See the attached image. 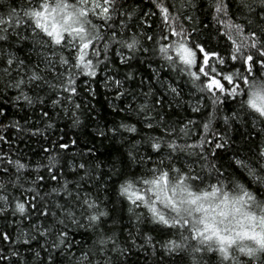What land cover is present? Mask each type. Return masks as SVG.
I'll use <instances>...</instances> for the list:
<instances>
[{
  "label": "snow or ice",
  "instance_id": "snow-or-ice-1",
  "mask_svg": "<svg viewBox=\"0 0 264 264\" xmlns=\"http://www.w3.org/2000/svg\"><path fill=\"white\" fill-rule=\"evenodd\" d=\"M151 2L158 11L144 12L128 0H0V46H7L0 47V84L16 90L11 99L17 104L23 101L29 108L39 105L43 109L50 103L53 110L60 107L65 114L71 108L73 125L79 126L76 112L81 106L74 100L77 80L86 77L90 81L102 64L107 69L109 51L130 69L133 61L139 62L138 54L146 55L150 69L147 81L141 77L137 82L135 70L124 73L122 80L108 75L104 81L106 87L115 90L116 100L129 101L119 110L135 120L109 130L135 134L121 142L128 148L113 162L103 181L107 184L113 176L118 178L117 201L112 208L116 214L102 207L108 197L100 199L97 185L101 181L94 176L98 163L94 167L75 165L73 175L78 170L84 175L76 181L61 182L57 177L58 157L49 156L44 167L57 187L41 196L37 188L45 177L37 175L30 181L36 187L24 189L30 164L3 153L0 174L7 179H0V214L10 210L13 216L30 217L38 211V220L51 218L52 222L32 225L35 234L20 230L14 239L0 232V241L30 245L39 236L45 240L41 250L48 249L47 264H55L53 252H67L72 247L69 229L88 228L97 234L99 251L109 244L113 251H121L116 233L107 235L101 225L110 218L113 227L117 226L119 212L126 211L138 226L153 225L151 231L163 237L160 249L183 264H264V127L256 129L257 124L264 125V0H207L216 36L224 42L217 45L220 51L200 42L197 29L190 24L195 17L177 10L168 0ZM180 7L193 8L195 4L180 0ZM154 16L157 19L149 23ZM21 50H26L23 58L17 55ZM177 79L191 85L190 95ZM88 91L95 94L90 84ZM205 100L210 101L214 112L226 101H233L239 107L223 117L225 124L239 121L251 126L245 141L247 153L241 158V149L235 150V165L242 170L239 177L221 172L205 154L214 159L215 151L205 145L224 149L226 136L212 140L201 137L188 143L190 126L196 122L189 119L177 127L165 111L188 104L198 113ZM0 117L7 118L3 104ZM41 117L51 119L48 111H41ZM214 118L213 113L202 124L205 133ZM26 125L27 121L21 124L12 120L0 124V133L11 128L18 133L40 134V129L32 131ZM252 131L258 139L251 138ZM98 134L106 135L102 130ZM0 142L8 143L7 137L0 134ZM68 147L59 145V149ZM141 148L147 152L142 153ZM40 167L37 165L36 170ZM89 179H96L95 195L82 191L81 182ZM10 187L36 195L25 200L21 193L17 198L9 192ZM46 198H51V204L44 203ZM52 236L55 239L49 240ZM144 239L155 250L154 238L145 235ZM35 257L39 259V251ZM22 262L27 264L14 247L7 253L0 248V264Z\"/></svg>",
  "mask_w": 264,
  "mask_h": 264
},
{
  "label": "trees",
  "instance_id": "trees-1",
  "mask_svg": "<svg viewBox=\"0 0 264 264\" xmlns=\"http://www.w3.org/2000/svg\"><path fill=\"white\" fill-rule=\"evenodd\" d=\"M129 3L139 5L140 9L144 12L149 10L156 12L151 0H128ZM169 3L176 5V9L191 15L196 19L190 22L191 26H194L199 33L200 42H207L209 47H216L217 51H220V47L217 45H223V41H219L214 31L215 22L212 21L211 16L208 14L207 0H192L195 7H180V0H168ZM235 5H233V8ZM2 10V9H0ZM157 17H152L149 20H156ZM147 27V26H146ZM155 27V26H154ZM158 31V29H155ZM149 34H152L149 32ZM194 38L196 34L194 33ZM147 46V45H146ZM0 47L6 48V45ZM26 54V50L17 52L21 58ZM227 56V53H224ZM109 61L107 69L102 64L98 75L91 78L89 81L86 77H80L77 80L78 95L75 96V103L80 104V109L76 112L79 116L81 124L79 126L73 125L72 112L73 109L69 108L67 114H65L60 107L55 110L52 109L50 103L43 109L39 105L29 108L23 103V101H13L11 97L17 94L15 89H4L0 84V104L6 109L7 118L0 117V124H7L12 120H18L21 124L27 121V127L35 131L40 129L39 135L25 134L24 132H17L14 129L9 128L6 132L0 133L7 137L8 143L0 142V154L7 153L12 159L20 158L22 162L29 163L31 166L30 175L27 176V181L24 183V189L36 187L30 183L35 180L37 175H43L45 180L39 183L37 191L39 195L43 196L49 192L53 187H57L56 181L50 180L47 175L44 166L49 163V156L58 157V167L60 171L57 173L58 179L61 182L63 180L76 181L80 176L84 175L83 170H78L76 175H73L72 168L79 163H86V166H93L99 164L100 167L94 173L96 178L100 179V184L97 185L101 189L100 199L104 200V197H108V200L104 202L102 207H106L110 214L112 213L113 202L117 201L115 192L117 177L113 178L104 184L103 181L107 179L106 173L112 168V164L117 159L122 158V154L128 148L127 144L122 146L121 142L131 138L135 134H129L120 130L118 133L113 134L109 130L117 128L120 123H135V120H129V114L127 112L120 111L119 109L125 108L129 102L127 99L116 100L115 90L110 86H105V78L108 75H115L117 79H123L124 73L135 70L137 82L141 77L146 81L150 76V69L148 67V57L146 55L138 54V61L132 62L131 69L126 65L120 63L119 56L115 55L113 51L108 52ZM239 68V64L236 65ZM152 67H156L155 64ZM163 71H167L165 68ZM155 78L153 77V80ZM177 83L184 89L185 93L191 94L190 84H186L183 81L177 79ZM89 84L94 90L93 95L88 91ZM126 87L135 88V84H126ZM147 91V89H145ZM31 95V93H30ZM188 99V95L185 96ZM192 103H195L193 98ZM239 107L238 104L228 100L223 106H218V110L214 112L209 100H205L201 111L194 113L188 104H184L180 108H167L165 111L169 114L171 120L176 121V126H181L182 123H186L189 119L196 122L195 126H190V136L187 138L188 143H193L201 137H206L208 140H212L215 137L221 135L227 137V146L224 149H214V145H205L206 149H213L216 153L215 158L209 154V161L215 163L221 172L226 175L231 173L235 177L241 175V171L237 165H235L234 158L236 157V149H241V158L247 153V146L245 141L249 140V131L251 126L248 123L241 124L239 121L236 123L225 124L223 117L229 115L231 111L236 110ZM41 111H48L51 119L42 118ZM214 113V120L210 126V131L205 133L202 124L207 122L210 116ZM52 125L47 127V125ZM139 128L140 126L137 125ZM264 127V125L257 124L256 129ZM104 131L105 136H100L99 131ZM147 130H145L146 132ZM143 134V133H142ZM155 135V133H149ZM139 139V136L136 137ZM251 138L253 140L258 139L256 131H252ZM72 140L76 143L72 144ZM61 143L68 144L67 149H59ZM48 149L49 151H44ZM141 152H147V148H141ZM37 165H41L37 171ZM119 168V164L116 165ZM63 174V175H61ZM215 176V172L211 173ZM0 179H7L0 174ZM83 192H92L95 195V189L93 185L96 184V179H89L87 182H81ZM71 187V186H70ZM24 189L15 191L11 187L9 192L13 196L20 198L23 193V199L30 200L32 195L36 193L25 192ZM62 202V201H61ZM44 203L51 204V198H46ZM54 210V209H53ZM39 213L32 212L30 217H21L19 215H11L9 210L8 214H0V232L8 233L13 239L20 230L25 232L34 233L32 225L35 224H50L51 218L47 221L43 219H37ZM120 220L117 226L113 227V222L110 218H106V223L101 225V228L107 235L116 233L117 246L121 251H113L111 244L107 245L104 251H99L95 244L97 234L92 229L88 228H70L69 238L72 243V247L67 252L56 251L53 252L55 264H183L182 260L176 256L169 257L159 247V241L163 238L158 232H153L151 229L154 227L151 224L137 225L134 217H130L126 211L119 212ZM131 233V236L129 235ZM151 235L154 239L152 243L156 244L155 250L145 242L144 236ZM55 236L49 238L54 240ZM135 240V243H133ZM45 244V240L37 236L36 240H32L30 245L15 244L13 241H0V248L5 253L10 248H15L19 251L23 260L27 264H47V251L48 249L41 250V245ZM40 252V257H35V252ZM84 255H87L88 259H84ZM23 264V262H22Z\"/></svg>",
  "mask_w": 264,
  "mask_h": 264
}]
</instances>
